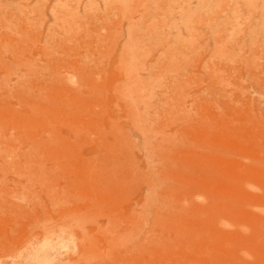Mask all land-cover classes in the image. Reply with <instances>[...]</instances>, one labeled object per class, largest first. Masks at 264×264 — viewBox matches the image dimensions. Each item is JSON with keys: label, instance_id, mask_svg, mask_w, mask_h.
<instances>
[{"label": "rangeland", "instance_id": "1", "mask_svg": "<svg viewBox=\"0 0 264 264\" xmlns=\"http://www.w3.org/2000/svg\"><path fill=\"white\" fill-rule=\"evenodd\" d=\"M0 264H264V0H0Z\"/></svg>", "mask_w": 264, "mask_h": 264}]
</instances>
